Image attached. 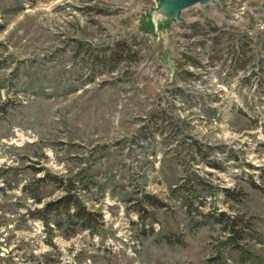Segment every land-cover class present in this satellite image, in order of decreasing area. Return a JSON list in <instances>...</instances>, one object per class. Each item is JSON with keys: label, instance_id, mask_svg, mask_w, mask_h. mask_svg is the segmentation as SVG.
Here are the masks:
<instances>
[{"label": "rangeland", "instance_id": "obj_1", "mask_svg": "<svg viewBox=\"0 0 264 264\" xmlns=\"http://www.w3.org/2000/svg\"><path fill=\"white\" fill-rule=\"evenodd\" d=\"M0 264H264V0H0Z\"/></svg>", "mask_w": 264, "mask_h": 264}, {"label": "trees", "instance_id": "obj_2", "mask_svg": "<svg viewBox=\"0 0 264 264\" xmlns=\"http://www.w3.org/2000/svg\"><path fill=\"white\" fill-rule=\"evenodd\" d=\"M42 181H48L56 185L58 189H61L64 194L57 200L47 202L40 209V213L46 214L49 216L52 213H58L63 211L75 220H77L84 229H90L93 227V224L96 223V217H99L94 212L90 211L85 205L79 194V188L77 187L76 181L73 178L62 176V175H51L45 173V176L42 178ZM32 199L35 202L40 203L42 199L39 196L33 195ZM155 206H160L161 204L157 201L152 203ZM45 224H49V218L46 217ZM231 226L236 224L235 219H228L227 221ZM234 226L232 227L233 230Z\"/></svg>", "mask_w": 264, "mask_h": 264}, {"label": "water", "instance_id": "obj_3", "mask_svg": "<svg viewBox=\"0 0 264 264\" xmlns=\"http://www.w3.org/2000/svg\"><path fill=\"white\" fill-rule=\"evenodd\" d=\"M215 0H158L160 13L168 20L177 19L180 14L195 6H206Z\"/></svg>", "mask_w": 264, "mask_h": 264}]
</instances>
